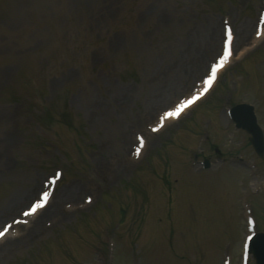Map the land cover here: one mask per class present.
Wrapping results in <instances>:
<instances>
[{
	"label": "rangeland",
	"instance_id": "374dc122",
	"mask_svg": "<svg viewBox=\"0 0 264 264\" xmlns=\"http://www.w3.org/2000/svg\"><path fill=\"white\" fill-rule=\"evenodd\" d=\"M211 4L15 0L0 14V221L57 167L67 171L30 236L0 243V264H106L95 259L94 248L109 231L118 234L116 264L134 256L141 264H222L229 254L232 264H240L244 197L264 232V158L228 122L225 107L254 104L264 130V41L221 75L213 95L222 108L217 100L215 107L195 108L184 127L173 124L150 139L152 168L145 158L142 171L124 173L131 166L121 161L108 181L91 171L99 161L125 156L130 128L150 122L206 73L220 50L224 16L237 35L236 53L253 42L262 0ZM41 96L60 97L76 131L38 124L33 114H40ZM190 117L195 122L186 128ZM199 152L213 162L208 171L190 164ZM86 194L95 198L88 210L62 208L82 204Z\"/></svg>",
	"mask_w": 264,
	"mask_h": 264
},
{
	"label": "snow or ice",
	"instance_id": "6c2138e0",
	"mask_svg": "<svg viewBox=\"0 0 264 264\" xmlns=\"http://www.w3.org/2000/svg\"><path fill=\"white\" fill-rule=\"evenodd\" d=\"M257 34H259V33H257ZM226 35H227V39H226V42H225V48H224L223 54L219 57L218 62L213 63L212 65H210V74L207 75V78L203 81V83L206 84V85H211L212 84V82L216 78L217 70L223 66V64L228 60L229 56L231 55V41H232L233 36H232V30H231L230 27H227ZM204 91H207V88H205ZM202 94H203V92H198V93H196L194 95H191L188 99H185L184 101L180 102L175 107L165 111L163 116L160 117V125L159 126H162L163 121H164L165 118L179 116L181 111L184 108H186L187 106L191 105ZM153 130L155 131L156 129H153ZM139 142H140L141 145H143V143H144L143 137H140ZM136 152H137V155H139L140 148H137ZM48 197H49V193L48 192H46V191L42 192L40 194V196H38L36 201L30 205L28 211H26L24 213V215L27 216V215H31V214L35 213L37 209L43 207V205L47 201ZM88 199L90 201L91 197H88ZM7 231H8L7 227H5L3 230H0V238L4 237L5 234L7 233Z\"/></svg>",
	"mask_w": 264,
	"mask_h": 264
},
{
	"label": "bare ground",
	"instance_id": "6f19581e",
	"mask_svg": "<svg viewBox=\"0 0 264 264\" xmlns=\"http://www.w3.org/2000/svg\"><path fill=\"white\" fill-rule=\"evenodd\" d=\"M246 31V29H244V28H242L241 30H240V34H244V32ZM224 71V70H223ZM223 71H221V73L223 72ZM220 73V74H221ZM217 83V82H216ZM215 86V85H214ZM185 113H187V111L186 112H184L183 114H185ZM54 208V207H53Z\"/></svg>",
	"mask_w": 264,
	"mask_h": 264
},
{
	"label": "water",
	"instance_id": "95a60500",
	"mask_svg": "<svg viewBox=\"0 0 264 264\" xmlns=\"http://www.w3.org/2000/svg\"><path fill=\"white\" fill-rule=\"evenodd\" d=\"M257 240H259V241H264V235H261ZM261 260H262V258H261Z\"/></svg>",
	"mask_w": 264,
	"mask_h": 264
}]
</instances>
